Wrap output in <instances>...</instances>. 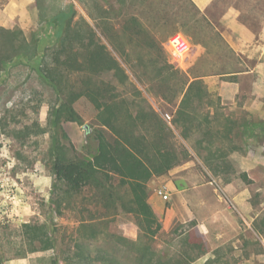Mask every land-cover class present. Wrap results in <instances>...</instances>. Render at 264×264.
I'll return each mask as SVG.
<instances>
[{"label": "rangeland", "instance_id": "374dc122", "mask_svg": "<svg viewBox=\"0 0 264 264\" xmlns=\"http://www.w3.org/2000/svg\"><path fill=\"white\" fill-rule=\"evenodd\" d=\"M229 1L212 9L219 13ZM247 1L244 12L256 44L247 61L254 66L264 43V0ZM204 15L184 0H35L32 11L17 19L12 34L34 44L36 52L0 66V264H51L53 259L57 264H138L145 247L163 264L190 258L187 264H264V54L262 68L242 80L241 102L218 104L219 92L231 94L221 86L232 77L216 78L212 89L202 79L208 94L192 98L185 126L173 121L191 65L188 58L187 72L174 66L164 42L179 30L193 48L195 40L207 36ZM66 21L84 34L85 43L94 38L117 61L95 82L114 85L130 107L137 100L134 90H140L164 122L167 144L181 152L179 157L187 151L165 175L147 183L148 200L161 224L153 240L140 234L131 213L104 209L91 189L65 195L46 164L49 117L58 95L37 66L43 64L42 50H51L45 59L53 56ZM207 66L203 60L192 70L217 73L202 69ZM85 75L72 71L68 80L78 89ZM73 106L81 123L64 120L62 126L78 158L90 160L96 152L93 133L101 128L98 111L83 95ZM164 112L171 119H164ZM38 128L42 132L36 134ZM18 129L28 135L14 134ZM218 153L224 155L214 156ZM160 187L168 199L157 194ZM227 207L235 213L234 222L210 220L211 211ZM28 222L44 224L54 246L28 245L22 233ZM199 235L206 242L200 255ZM87 247L93 255L83 252Z\"/></svg>", "mask_w": 264, "mask_h": 264}, {"label": "trees", "instance_id": "16d2710c", "mask_svg": "<svg viewBox=\"0 0 264 264\" xmlns=\"http://www.w3.org/2000/svg\"><path fill=\"white\" fill-rule=\"evenodd\" d=\"M184 1L186 6L197 11L191 0ZM197 17L198 14L190 16L189 23H194ZM202 17L205 19V15ZM68 24L66 21L51 59H45L51 50H42L43 64L37 66L38 71L51 82L58 95L56 106L49 117L50 141L45 153L46 164L55 178V185H61L59 187L65 195L91 189L94 199L104 209H121L131 213L140 234L148 240H153L160 231L161 224L148 200L147 183L154 176L165 175L182 157L186 158L187 151L179 157L181 152H176L167 144L164 135L165 124L140 90H134L137 100L130 107L128 102L114 91V85L95 82L93 78H96L100 71L113 70L118 66L117 61L109 54L104 44L95 42L94 38L85 43L84 34ZM88 27L91 30L89 25ZM35 52L34 44L23 43L15 38L9 28L0 27V66L8 64L16 57L30 59ZM76 70L86 72L82 86L78 89L68 80V74ZM186 76L188 75H184L186 80L182 86L180 103L173 117L176 125H182L189 120L187 109L193 97L208 94L201 78L193 76L189 81ZM82 95L87 97L98 111L97 123L101 127L93 133L96 152L90 160L83 161L78 158L76 148L62 126L64 120L81 123V117L73 103ZM131 108H135V111ZM41 132L40 128L35 130L36 134ZM14 134L24 137L28 132L18 129L14 130ZM223 155L224 153H218L214 156ZM62 202L63 196L57 199V208ZM22 233L28 245L38 244L39 249L43 250L54 246L53 237L44 224L24 223ZM201 237L199 235L197 238L200 249L198 255L206 252V242ZM146 250L148 248L145 247L144 254L136 259L138 264L165 262L154 260L152 254ZM83 252L93 255L88 247ZM94 257L95 255L92 259ZM191 259H178L175 262L187 264ZM51 264H57V261L53 259Z\"/></svg>", "mask_w": 264, "mask_h": 264}, {"label": "crops", "instance_id": "0c3cea01", "mask_svg": "<svg viewBox=\"0 0 264 264\" xmlns=\"http://www.w3.org/2000/svg\"><path fill=\"white\" fill-rule=\"evenodd\" d=\"M191 1L200 13L205 14L208 32L207 36H203L192 43L193 48L189 56L191 68L189 72L184 71L187 72L186 74L191 80L193 76L204 79L209 84V89L216 78L222 75L232 77L230 80L224 81L221 86L225 90H230L231 94L227 95L219 92L218 104L219 106L235 105V103L242 101L241 90L244 77L262 68L260 58L264 54V43L259 46V49H261L259 61L254 66H249L247 61L250 49H256L253 37L255 34L249 29L247 25V17L249 16L244 12V9L250 4L247 0H231L218 13L212 8L221 7L222 0ZM3 2L0 5V27L3 26L10 30H12L21 15L28 14L35 7V0H3ZM203 60L208 63L207 67H202L203 70H214L217 73L200 74L195 70L193 72L192 67H195L198 63L201 64ZM180 99L176 103V108L180 103ZM225 116L230 117L228 114H225ZM183 193L182 196L185 198ZM210 215L212 217L210 220L215 224L224 218V220H229L231 223L235 220V213L228 207L215 208L210 212Z\"/></svg>", "mask_w": 264, "mask_h": 264}, {"label": "built area", "instance_id": "2783aa9c", "mask_svg": "<svg viewBox=\"0 0 264 264\" xmlns=\"http://www.w3.org/2000/svg\"><path fill=\"white\" fill-rule=\"evenodd\" d=\"M164 48L166 49L173 65L182 70H186L185 62L189 58L192 51L186 35L179 30H175L166 38ZM163 117L167 121L171 119L170 114L166 112L163 113ZM157 194L163 199H168V194L162 187L158 188Z\"/></svg>", "mask_w": 264, "mask_h": 264}]
</instances>
